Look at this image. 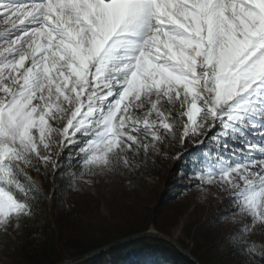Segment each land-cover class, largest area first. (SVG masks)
<instances>
[{"label":"snow or ice","instance_id":"1","mask_svg":"<svg viewBox=\"0 0 264 264\" xmlns=\"http://www.w3.org/2000/svg\"><path fill=\"white\" fill-rule=\"evenodd\" d=\"M0 24V230L46 198L29 173L127 168L176 140L234 190L251 222L230 240L255 254L240 237L264 227V0H0Z\"/></svg>","mask_w":264,"mask_h":264},{"label":"rangeland","instance_id":"2","mask_svg":"<svg viewBox=\"0 0 264 264\" xmlns=\"http://www.w3.org/2000/svg\"><path fill=\"white\" fill-rule=\"evenodd\" d=\"M187 143L181 145L171 140L164 151L147 153V158L144 152L129 154L127 168L102 169L95 175H73L83 171L82 165L73 163L68 167L69 161L65 160L64 170L56 173L51 187L42 175L29 173L39 182L46 198L31 218L13 220L6 232L0 230V264L12 263L27 230L48 224L56 237L60 231L57 215L69 206L81 213L79 239L100 238L128 224L146 225V231L167 234L201 261L240 264L230 237L250 224L251 218L234 215V190L219 182L218 177L214 183L197 185L200 176L187 162L197 149L193 143ZM220 187L223 189L218 190ZM249 238L257 244V251L261 249L264 227L258 224L250 237H240ZM67 243L59 245L58 251L65 260L70 259ZM106 264L122 263L117 256L108 255Z\"/></svg>","mask_w":264,"mask_h":264},{"label":"trees","instance_id":"3","mask_svg":"<svg viewBox=\"0 0 264 264\" xmlns=\"http://www.w3.org/2000/svg\"><path fill=\"white\" fill-rule=\"evenodd\" d=\"M55 175L49 174L46 178L50 187L52 182L55 181L57 176ZM41 201L37 202L36 209L39 208ZM79 214L81 213H75V207L69 206L64 208L57 215V224L60 231L57 232L58 235L56 237L52 236L50 232L51 228L48 224L34 228L33 230H27L23 241L17 247V254L12 258L11 264H59L65 260L64 257L58 254L59 245H62L64 242L71 243H67V245H70L68 246L67 255L73 258L94 251L116 240L141 233L147 229L146 225L137 227L134 224H128L117 229L116 232L104 234L100 238L79 239L81 235L77 234L78 231H81L79 225L81 223V216ZM126 251L128 253L123 254ZM190 253L201 264H211V262L206 263L204 260L201 261V258H198L195 253ZM108 255L117 256L122 264H195L174 245L158 238H141L123 246L112 248L94 260L80 264H106V257ZM139 255L141 259L138 258ZM236 258L240 264H264V251L259 249L255 251L254 255L243 257L237 251ZM208 260L210 261V258Z\"/></svg>","mask_w":264,"mask_h":264},{"label":"water","instance_id":"4","mask_svg":"<svg viewBox=\"0 0 264 264\" xmlns=\"http://www.w3.org/2000/svg\"><path fill=\"white\" fill-rule=\"evenodd\" d=\"M144 237H153V238H159V239L166 240V241L170 242L171 244H173L180 252H182L185 256H187L195 264H200V262L198 261V259L195 256H193L190 252L186 251L173 238H171L170 236L165 235L163 233H159L155 230L144 231L141 233L133 234V235H130L128 237L116 240L110 244H107V245L100 247V248H98L94 251H91L89 253L67 259V260L61 262L60 264H74L77 262L86 261V260L94 258V257L114 248V247H118V246L124 245L126 243L131 242V241L137 240L139 238H144Z\"/></svg>","mask_w":264,"mask_h":264},{"label":"bare ground","instance_id":"5","mask_svg":"<svg viewBox=\"0 0 264 264\" xmlns=\"http://www.w3.org/2000/svg\"><path fill=\"white\" fill-rule=\"evenodd\" d=\"M219 180V179H218ZM196 181V180H195ZM198 182V181H197ZM203 183H205V181H202V180H200L199 182H198V184L197 185H199V186H201V184H203ZM207 183V182H206ZM221 189H218V190H222L223 189V187H220ZM231 189V188H230ZM233 190V189H232ZM232 192H234V191H232ZM231 194V193H230ZM232 195H233V193H232ZM231 195V196H232Z\"/></svg>","mask_w":264,"mask_h":264}]
</instances>
